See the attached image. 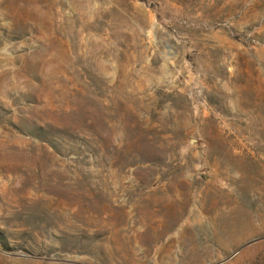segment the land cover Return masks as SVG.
Listing matches in <instances>:
<instances>
[{"label": "rangeland", "instance_id": "obj_1", "mask_svg": "<svg viewBox=\"0 0 264 264\" xmlns=\"http://www.w3.org/2000/svg\"><path fill=\"white\" fill-rule=\"evenodd\" d=\"M0 264H264V0H0Z\"/></svg>", "mask_w": 264, "mask_h": 264}]
</instances>
